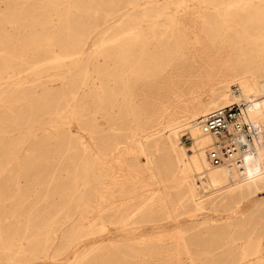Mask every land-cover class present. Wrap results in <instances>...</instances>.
Wrapping results in <instances>:
<instances>
[{"label":"bare ground","instance_id":"1","mask_svg":"<svg viewBox=\"0 0 264 264\" xmlns=\"http://www.w3.org/2000/svg\"><path fill=\"white\" fill-rule=\"evenodd\" d=\"M86 1L87 3L84 0H43L41 2L43 5V7L41 8L42 9L41 13L37 12L39 15L35 14V17L32 16V18L30 17L31 16L30 14H29L30 16L28 15L31 19L29 22H26L25 26L27 30H26V33L23 32L25 34L24 35L22 34L21 38L19 37L17 39H13L15 37L10 38L11 35L9 37H6L5 40L0 38V47H3L2 50L7 49L6 52H8V49L10 50L13 49L11 46H16L19 43L20 46L18 47L19 45L18 44L17 49L18 48L20 49L18 51V54H20L21 57L23 54H26L23 52L28 51V50L30 52L35 53L38 57L40 56V53L42 52V54L45 53V55L48 56L47 58L51 59L54 66L60 67L61 65L64 66L65 64L67 65L71 64L70 66L71 67L73 66L74 68H76V71L78 70L80 72L79 74H81V70H83L85 73V69L80 67L79 61H84V63L86 62L88 63L87 65H89L90 64L89 62L94 60L93 58L98 52L95 49L93 53H90V52L86 53V49H85L87 40L91 39L92 38L91 36L94 33L98 35L101 34L100 35L101 39L98 37L100 41L99 42H97V40L95 41V43L97 42L99 43V45L105 46L110 42H113L114 46H115V43L122 45L123 51L121 53H123L122 54L123 56L121 60L122 61L121 66L119 69L120 75L118 73L119 83H120L118 84L120 86L117 90H118V93L122 96V99L124 101L129 102L132 106L136 104V106L139 107V110L141 109V112L143 114L142 119L137 120L134 126L132 127L130 126V129H129L130 132L128 131L129 134L127 138L125 139L127 141H121V140L117 141L114 144L115 146L112 149H109L108 146L105 145V148L103 152L100 154L99 159L96 161H93L92 165H87L85 168L81 170V173L83 176L79 181L77 180V177H75L74 182L72 183H64L62 185L58 184L56 187H54L56 188V190H53V191H55L54 193L56 195H58L59 192L61 193L62 191H69L70 193L68 194L70 195V198H69V200H71L70 203H72V200H74L75 202V205L72 208V210H68V209L66 210L64 221L59 225L57 231L63 230L62 229L63 226L66 225L70 219L75 218L77 214L80 219V220L78 219L79 224L76 225V227L73 228L70 232H68V235H67L68 244H69L68 246L70 247V249L78 245L81 242L83 237L91 236L96 233L95 232L96 229L94 226L95 224L93 220L98 221L99 227L98 226L97 227L99 231L107 233L109 235V239H107L108 241L107 240L106 241L95 240L91 248L81 253L77 251L74 252L76 261L73 264H81L83 259L89 256V254H91L93 251L103 250L102 247L103 245H106V243L109 246L108 248L113 247L115 249L119 247V250H120L119 254H120L121 260L126 255L137 256V257L138 256H142V257L148 256V258H154L156 256L163 255V253L165 252L166 253H168L169 251L172 252L173 250V252L170 254L168 253L167 256L165 255L164 257L163 256L158 257L159 259L155 261V263L160 264L162 262L172 261L173 262L172 264H181L184 258H189V256L190 258H192L191 254L189 253L190 250L187 247L188 242L185 236V234H187L186 233L187 230L185 231V228H183L184 226L180 224L179 219L181 216H179L180 213L178 212L179 209L184 210L188 206H186L185 205L186 203L184 204L183 202L185 198L184 196H183V199H177V200H175L172 197L173 195L170 194L171 191L169 192V189L172 187L171 186L172 184H179L178 185L179 188L180 186L185 187L187 197L192 204L191 207L189 206L191 209L188 210L189 212L188 214L193 220L194 219L200 220L201 222L200 224L207 223V222H204L205 219L204 220L202 219L203 221H201L200 216L203 213L210 212L208 211L210 207H213L216 204H218L215 207V210H217L216 208L221 207V206L231 207L232 205H234L235 208L239 209L240 207H242L243 203H246L251 200V197L253 196V194L257 192L259 193L260 190L264 191V56L256 64L255 68L250 69V67L247 66V62L242 61L241 56H238L239 54L238 55L236 54L237 52L238 53L240 52V55H241V52L243 51L244 48L240 44L237 45V43H242L243 40L241 39L235 40V41L231 40L230 38H228L229 36L227 35L225 31L218 33L219 36L222 37V39L215 40V39H212L211 36H209L207 33L204 32L207 26L204 30L202 29V22L204 19L203 11L206 9H209L208 8L209 6L205 7L204 5L206 2H207V5H209L208 2H210L211 0L209 1L208 0H167V3L174 6L172 7L173 13L170 14L172 25L180 27V29H182L181 30L182 34L185 37H187L184 41L180 42V44H176L175 48L171 47L170 50L168 51L167 50L165 51L164 50L163 51L154 50V48H157L160 45L151 46L149 44H144L143 42L139 43L140 45L137 46L138 49H136L135 51L133 50L134 47H132V44L134 42L136 43L138 39H135L136 41H132L131 38L132 36L133 37L141 36V33L137 31L138 24H135L133 26L130 25V20H131L132 15H131V11H129L130 10L129 6L133 5V3L130 0H126L123 3L125 5L123 7H118L116 3H114L113 1H109L110 4H109L108 10L103 8L101 4L102 0H101V3L99 2V0H91L90 3H88V0ZM119 1H116V2H119ZM69 3L72 4L73 6H71ZM99 3H100V6H99ZM105 3L107 4V2ZM216 3L218 4V2ZM221 3L226 6V7L224 6V8L222 7L223 10H227L228 13L230 11L229 13L230 15L228 17H222L223 20L220 25H222L223 27L227 25H231V23L233 24V26H236V27L240 26V22L243 17L242 14L246 10L248 11V22L252 24V26H255L254 27L255 29L251 31L248 30L247 36H249L248 38H250V36L251 38H253V36L257 38L261 37L260 45L256 49H259L261 53H264V0H221ZM12 4H15V3H12ZM92 4H96L97 5L96 8ZM160 4H161V0H146L145 8H152L153 6H157L158 10L160 11L159 7L163 6L164 3H162L163 5H160ZM27 6L29 9V5ZM166 8L168 9V7H165V9ZM22 9H24V7ZM14 12L16 13V9ZM90 12H93L94 16L97 14L92 20H103V22L101 23L91 22V24L85 23L84 20L86 18H84V16L87 15L89 17V15L92 14ZM99 12H101L100 14H102V16H100ZM168 13L169 12L165 13L163 11L158 12L156 19L161 18ZM28 16H27V20H28ZM54 17H57L59 19L58 26H56L55 29L49 28V24H50L49 20H51ZM23 18L24 17H22V19ZM0 21H2V19ZM7 21L8 20H6V22ZM163 23H166V22H163ZM11 27L12 26H10L9 30L11 29ZM111 31H113L112 32L113 34L110 36L109 33ZM1 33L4 35L5 32L4 33L1 32ZM241 34H242L241 31H235L233 33V36L242 37ZM15 35H17V33ZM145 42L148 43L147 40ZM257 42L255 41L254 44H256ZM64 43L67 44L64 47L66 49L65 50L63 49V52H65V54L55 55V53L57 52L55 50V47L59 45H63ZM254 44L251 46L255 47ZM97 48L99 49V46H97ZM160 48L162 49L164 47L161 45ZM150 49H151V52L149 51ZM249 49H251V47ZM14 51H16V49ZM259 51H256V52H259ZM104 53L105 52L103 50V54ZM52 54L53 56H50ZM20 55L18 57H20ZM105 56H106V53H105ZM6 57L8 58V56ZM11 58L13 59L14 57H10V59ZM68 58H72L71 62H69L70 59L67 60ZM104 59H107V58L105 57ZM30 61L32 62V60ZM51 61L49 63H51ZM15 64L17 65V63ZM23 64H22V67H24ZM93 65H95V63ZM12 66L13 68L15 67L14 65ZM19 66L21 65L19 64ZM112 67L114 66L112 65ZM39 68H41V66ZM3 69H6V68H3V63L0 62V82L5 81L8 78V77L7 78L4 77L5 80H3V76L6 73L2 71ZM19 70H21V68ZM108 70H109V67H108ZM89 72H86L84 74L85 78H87L86 76H87V73ZM150 74L153 76L152 79L148 78ZM118 75L116 77H118ZM97 76L99 77V74ZM82 80L80 78V81ZM108 81L109 80H107L106 82ZM30 82L32 83V81ZM92 82L94 83L93 80ZM1 83H0V86L3 85V84L1 85ZM42 83L44 84V82ZM108 83H110V81ZM7 84L5 83V86ZM78 85L80 86V84ZM234 85L237 87V89L235 90L232 89V86ZM8 86L10 85L8 84ZM38 86L39 85L36 84V87ZM5 89L7 90V88ZM47 92L49 91H46V93ZM104 92H106V90ZM71 93L69 94L70 96H71ZM45 97L44 99L47 98ZM84 97H86V95ZM65 98L67 99L68 97L65 96ZM97 100L98 99H96L95 101ZM76 102H78V100H76ZM242 102L248 105L247 106L248 107V112H247L248 119L254 125L257 131L261 132L259 135H257L255 139V155L251 156V158L247 160V165H246L247 169L244 174H240L237 171V169H235L233 166L227 163H223L219 166H215L213 164V161L210 157V150L214 147L216 140L212 135L204 133L198 125V119L207 115L208 113L218 108L231 105L233 103H242ZM14 103L16 102L14 101ZM81 103L83 102L81 101ZM89 103L90 102L86 103V106L87 105L91 106L92 103L90 105ZM9 105H6L5 107L9 108ZM122 105L124 106V104ZM47 110H50V109H47ZM125 111L126 110H124V112ZM20 112L21 111H19V113ZM10 113H11V110H10ZM38 116L40 117V114ZM88 117L89 116H87V118ZM52 119H53V116H52ZM57 119H55V121ZM66 119L68 120V118ZM43 121H45V119ZM86 121L87 120H85V124H86ZM64 122L66 121L64 120ZM55 123L56 122H54V124ZM129 123L131 124L132 122H129ZM117 131L119 133L120 129ZM183 132L188 133V140L182 143L181 136ZM25 139H28V138H25ZM13 153L15 152L13 151ZM162 153L164 155H163L162 160L161 159L160 160L161 162L164 161V167L160 166L159 162L157 161L158 160L157 155L162 154ZM127 155H130V157L132 158L131 159L132 162H130L131 161L130 160L129 161L130 163H128V159L126 158ZM143 159L146 160V162L144 161L145 163L142 162ZM202 179L203 180L205 179V181H203ZM198 180H201L200 181L202 183L201 186H199L200 184L198 185ZM90 185H93V186H91V188L88 189V192H84L83 189H81V187L90 186ZM127 187L129 188L127 189ZM201 189L202 190L205 189V192L208 196L215 197V198L221 197L220 200L222 199V201L220 202L219 200H215L214 198H208L205 194H202ZM44 199L46 200V198ZM217 201H219V203H217ZM61 202L62 204L60 206L61 207L60 210L67 208L68 197L65 196L64 198H62ZM260 203H261V199H260ZM262 203H264V200L262 201ZM258 204L259 203H257L256 205ZM259 206L258 208H260ZM255 208H257V206ZM214 212L215 211H213V213ZM262 212H264V210ZM23 213H26V210H23ZM157 214H159L158 217H157ZM255 217H257V215ZM260 217H262V215ZM231 218L229 217L228 219L231 220ZM157 220L159 221L166 220L171 223H174L175 224L174 229L171 231H166V230L159 231L155 234L148 235V236H144V235L142 236L141 233L136 235L133 232V231H136L137 228L142 225V223H145V222L154 223V222H157ZM261 220H264V218L263 219L261 218ZM208 221L209 222L213 221V219L208 220ZM252 222L253 221L251 218L250 219L247 218V219L241 220L239 223H228V229L226 231L225 230L219 231L213 234V237L215 235V237H218L220 240L221 239L225 240L224 244L228 246V247L227 246L225 247L227 248V252L229 251L228 258L226 260L224 259L225 261L218 260V262L215 261L216 262L215 264H264V241H263L264 237L263 235L256 233V230H255L256 228L252 227L253 226ZM257 225L259 226V223ZM262 226H264V224ZM37 229L39 228L32 229L31 231L32 235L29 238V240L27 239L29 243L28 247L30 251L32 252L31 254L33 255L32 257L35 259H37V257H39L40 255L49 257L51 255L50 248L52 247L53 243L50 242V240L48 239V236L45 239L41 237L42 235L38 236L39 234L36 232ZM20 232L21 231L19 229H16L14 231H9L10 238L16 235H19ZM117 235H120L119 239ZM42 240H44L43 244H41ZM126 241H129L131 245H136L135 247L131 246L130 252H128L124 248V244ZM149 241H156L160 243L161 246L162 244H166V246L165 248L164 246L159 247V248H152V247L148 248L147 247L145 251L143 248H140L141 245L146 244V243L148 244ZM170 245H172L171 248L169 247ZM221 246H222L221 244H218L217 248H220ZM153 251H155V253H153ZM101 255H102V252H101ZM120 259L118 258V260ZM204 259L206 260V258ZM95 260L96 261L94 263L97 262L96 264H99L100 259L97 260L95 258ZM146 261L147 260H145V262ZM191 264L193 263L191 262Z\"/></svg>","mask_w":264,"mask_h":264},{"label":"rangeland","instance_id":"2","mask_svg":"<svg viewBox=\"0 0 264 264\" xmlns=\"http://www.w3.org/2000/svg\"><path fill=\"white\" fill-rule=\"evenodd\" d=\"M24 1L25 0H10V1L9 0H1L0 1V4H1L0 5V7H1L0 8V16H1L0 20L2 19V21H0V38L1 39L5 40L6 37H9L10 35H11L10 38L15 37L13 39H17L19 37L21 38L22 34L24 35L26 33V30H27L26 26H25L26 22H29L30 19L32 18V16L35 17V14L39 15L38 13H41V10H42L41 8L43 7L41 2L43 0H26L25 2ZM84 1L87 3L86 0H84ZM109 1H113L114 3H116V5H118V7H123V6H125L123 3L126 0H120V1L119 0H102V3H101V0H99V2L102 4L103 8L107 9V10L109 9V4H110ZM116 1H119V2H116ZM130 1L133 3V5L129 6V8H130L129 11H131V15H132L131 20H130V25L133 26L135 24H138L137 31H139L141 33V36H138V37L134 36L135 38L132 36L133 39L131 38L132 41H136L135 39L139 40V41L137 40L136 43L134 42L132 44V47H134L133 48L134 51L136 49H138L137 46L140 45L139 44L140 42H143L144 44H149L151 46L152 45H155V46H157V45L161 46L162 45L164 48L161 49L160 46H158L157 48H154V50H160V51L167 50L168 51V50H170L171 47L175 48L176 44H180V42L184 41L187 38L182 34V31H181L182 29H180V27L172 25L171 19H170L171 18L170 14L173 13L172 7H174V6L167 3V0H161L160 5H163L162 3H164V5L159 7L160 11L158 10L157 6H153L152 8H145L146 0H134V1L130 0ZM11 2L15 3L16 5L12 4ZM19 2H20V4H19ZM21 2H22V4H21ZM90 2H91V0L90 1L88 0V3H90ZM105 2H107V4ZM210 2H208L209 5H207V2L204 5L205 7L209 6L208 8L210 9V10L206 9L203 11L204 19L202 22V29L204 30L207 26V28L204 30V32L207 33L209 36L212 37V39H215V40L222 39V37H220L218 33L224 32V31L227 33V35L229 36L228 38H230L231 40H234V41L240 40V39L243 40L242 43H237V45L238 44L242 45L244 49L241 52V55H240V52L239 53L237 52L236 54L237 55L239 54L238 56H241L242 61L247 62V66L250 67V69L255 68L256 64L263 58L264 53H261L259 51V49H256L260 45L261 37L257 38L255 36H253V38H251V36H250V38H248L249 36H247L248 30L251 31V30L255 29L254 28L255 26H252V24H250L248 22V11L246 10L242 14L243 17L241 19L240 26L236 27V26H233V24L231 23V25H227V26L223 27L222 25H220L222 23V20H223L222 17H228L230 15L229 14L230 11L228 13L227 10H223L225 5L221 3V0H211ZM214 2L215 3L218 2V4L217 3L215 4ZM100 3H99V6H100ZM27 5H29V9H28ZM70 5L73 6L72 4H70ZM92 5L95 8L97 6L96 4H92ZM23 7H24V9H22ZM165 7H168V9L166 8L167 9L166 10ZM15 9H16V13L14 12ZM148 9H149V11H148ZM150 9L153 11H151ZM162 11L165 13L166 12H169V13L164 15L161 18L156 19L157 13L162 12ZM224 11H226V12H224ZM23 12H24V14H23ZM215 12L218 14H216ZM90 13H92V14L89 15V17L87 15L84 16V18H86L84 20L85 23L91 24V22L92 23L103 22V20H92L97 14L94 16L93 12H90ZM100 13L101 12H99V14ZM25 15H26V17H25ZM221 15H223V16H221ZM6 16H8V17H6ZM27 16H28V20H27ZM100 16H102V14H100ZM22 17H24V18L22 19ZM6 20H8V21L6 22ZM49 21H50L49 28L55 29L56 26H58L59 19L57 17H54ZM162 21L166 22V23H163ZM21 22H23V23H21ZM2 24H3V26H2ZM161 24H162V26H161ZM4 25H6V26H4ZM10 26H12V27L9 30ZM1 28L3 31L1 30ZM3 28L5 29V31ZM24 29H25V31H24ZM243 30H245V31H243ZM229 31L232 33H230ZM235 31H241L242 37L233 36V33ZM1 32H3V33L5 32L4 35ZM23 32H25V33H23ZM112 32L113 31H111L109 33L110 36L113 34ZM16 33H17V35H15ZM100 35L94 33L91 36L92 38L88 39L87 43L85 45L86 53H89V52L93 53L95 51V49H96V51L99 52V53L97 52V54L94 56V58H93L94 60L90 61L89 65H87L88 63H86V62L84 63V61H79L80 67L85 69V73L90 71L89 73H87V76H86L87 78H85V75H84L85 73L83 70H81V74H79L80 72L78 70H77L78 71L77 72L76 68H74L73 66L71 67L70 66L71 64H68V65L65 64L64 66L61 65L60 67L54 66L51 59L47 58L48 56L45 55V53L42 54V52L40 53V56L38 57L35 53L30 52L28 50V51H24L23 53H26V54H23L21 57V55L18 54V51L20 50L19 48L17 49V45L19 44L18 42H17L18 44L16 46H11L14 50L16 49V51H14L13 49H11V50L8 49V52H6L7 49L2 50L3 47H0V53H1L0 54V62L3 63V68H6V69L2 70V71H4V73L6 72L5 74L3 73L4 74L3 80H5V78L8 77L5 81H1L2 83L0 82L1 85L3 84L2 86H0L1 87V89H0V92H1L0 93L1 94L0 95V108H1L0 109V126H2V127H0V174H1L0 175V264H73L76 261L74 252L77 251V252L81 253V252L91 248V246H93L95 240L106 241L107 239H109V235L107 233H104V232H101L98 230V227H99L98 221L93 220V222L95 224L94 226L96 229L95 230L96 233L91 235V236L83 237L81 242L78 245H76L75 247L70 249V247L68 246L69 244H68V236L67 235H68V232H70L73 228L76 227V225L79 224L78 222L80 219H79V216L76 214L75 218L70 219L68 221V223L63 226V228H62L63 230L57 231L59 225L64 221V216H65L66 210L67 209L72 210V208L75 205V202H74V200H72V203H70L71 200H69V198H70V195L68 194V193H70L69 191H62L61 193L59 192L58 195H56L54 193L55 191H53V190H56V188H54V187H56L58 184L62 185L64 183L74 182L75 177H77V180L79 181L83 176L81 173V170L83 168H85L87 165H92L93 161H96L99 159L100 154L103 152V150L105 148V145H107L109 149H112L115 146L114 144L117 141H120V140L121 141H127L125 139L127 138L128 134L130 132L129 131L130 126L131 127L134 126L136 124L137 120H140L143 118V114L141 112V109L139 110V107L136 106V104H134L132 106L129 102L124 101L122 99V96L118 93V90H117L120 86L119 85L120 84L119 83V75H120L119 69L121 66V62H122L121 60H122V56H123L122 55L123 53H121L123 51L122 45L115 43V46H114L113 42H110L105 46L99 45V43H97V42H99L101 39ZM95 37H96V39H95ZM181 39H183V40H181ZM96 40H97V42L95 43ZM146 40L148 43L145 42ZM149 40H151L153 42V44ZM255 41L256 42L258 41V42L256 44H254ZM93 44H95V45H93ZM164 44H166V45H164ZM253 44L255 45V47L251 46ZM63 45H59V46L55 47V50L57 51L55 53V55H62V54L64 55L65 54V52H63V49L64 50L66 49L64 47L67 44L64 43ZM19 46H20V44L18 45V47ZM97 46H99V49L97 48ZM107 47H109V48H107ZM111 47H113V48H111ZM116 47H117V49H116ZM250 47H251V49H249ZM103 50L106 53V56H105V53L103 54ZM114 50H116V51H114ZM255 50L259 51V52H256ZM149 51L151 52V49ZM15 54H16V56H15ZM162 54H164V53H162ZM19 55H20V57H18ZM103 55L107 59H104L105 57ZM6 56H8V58ZM50 56H53V54ZM10 57H14V58L10 59ZM76 58H78V57H76ZM69 59H70L69 62H71L72 58H68L67 60H69ZM30 60H32V62ZM25 61L29 64H27ZM50 61H51V63H49ZM42 62H44V63H42ZM15 63H17V65ZM91 63H93V64L95 63V65H93ZM19 64L21 66H19ZM22 64L24 67H22ZM103 64H104V66H103ZM12 65H14L15 67L13 68ZM112 65L114 67H112ZM40 66H41V68H39ZM83 66H85V67H83ZM66 67H68V68H66ZM108 67H109V70H108ZM16 68H17V70H16ZM20 68L22 71L19 70ZM23 68H25V69H23ZM29 69H30V71H29ZM47 69H49V70H47ZM87 69H89V70H87ZM113 69L114 70L116 69L115 72ZM44 71H46V72H44ZM97 73L99 74V77L97 76L98 75ZM118 73H119V75H118ZM35 74H36V76H35ZM37 74H39V75H37ZM110 75H112L113 77ZM117 75H118V77H116ZM13 77H14V79H13ZM80 78H81V80L82 79L83 80L80 81ZM148 78L152 79L153 76L150 74V76H148ZM92 80L94 81V83L92 82ZM107 80H109L110 83H108L109 81L106 82ZM30 81H32V83ZM33 81H34V83H33ZM42 82H44V84ZM114 82H115V84H114ZM5 83L6 84L8 83L10 86H8V84L5 86ZM36 84H38L39 86L36 87ZM78 84H80V86ZM100 84H102L103 86ZM20 87H21V89H20ZM24 87L25 88L27 87V88L25 89ZM70 87H71V89H70ZM5 88H7V90ZM29 88H31V89H29ZM113 89H114V91H113ZM232 89L235 90V89H237V87L234 85V86H232ZM89 90L90 91L93 90V91L90 92ZM105 90H106V92H104ZM46 91H49V92L46 93ZM62 92H63V94H62ZM85 92H86V94H85ZM70 93H71V96L69 95ZM87 93H89V94H87ZM99 93H101V94H99ZM9 95H11V96H9ZM85 95H86V97H84ZM65 96L68 98L66 99ZM88 96H90V97H88ZM36 97H38V98H36ZM44 97L46 99H44ZM92 97L95 100L96 99H98V100L95 101ZM110 97H111V99H110ZM84 98H85V100H84ZM75 99L78 100V102L79 101L80 102L79 103L76 102ZM73 100H74V102H73ZM14 101L16 103H14ZM19 101H21L22 103ZM37 101H39V102H37ZM81 101L83 103H81ZM55 102H56V104H55ZM85 102L86 103L90 102L89 105L91 103L93 105L92 104H91V106L87 105L88 106L87 107ZM5 104L6 105L10 104L11 106L9 105V108L8 107L6 108ZM19 104H20V106H19ZM59 104H60V106H59ZM84 104H85V106H84ZM111 104H113V105H111ZM122 104H124V106ZM109 105H110V107H109ZM128 106H129V108H128ZM10 107H12V108H10ZM78 107H79V109H78ZM120 107H122V108H120ZM2 109L5 111H3ZM44 109H46V110H44ZM47 109H50V110H47ZM65 109L66 110L68 109V110L66 111ZM10 110H11V113L13 115L10 113ZM13 110H15V111H13ZM18 110L21 112L19 113ZM70 110H71V112H70ZM90 110L93 114L90 112ZM124 110H126L127 112L126 111L124 112ZM58 113H60V114H58ZM39 114H40V117L38 116ZM137 114L138 115L140 114V115L138 116ZM118 115H119V117H118ZM43 116H45V117H43ZM52 116H53V119H52ZM73 116H74V118H73ZM75 116H76V118H75ZM87 116H89V117L87 118ZM128 116H129V118H128ZM57 117H58V119H57ZM4 118H6V119H4ZM66 118H68V120ZM92 118H93V120H92ZM44 119H45V121H43ZM55 119H57V120L55 121ZM61 119H63V120H61ZM88 119L91 122L93 121L99 127L96 126L93 122L91 123ZM64 120L66 122H64ZM85 120H87L89 123L86 121V124H85ZM54 122H56V123L54 124ZM125 122H127V123H125ZM129 122H132L131 123L132 125ZM38 124H40V125H38ZM33 127H34V129H33ZM29 128H31V129H29ZM85 129H87V130H85ZM119 129H120V132L118 133L117 130H119ZM29 131H30V133H29ZM35 132H36V134H35ZM28 133L30 136L28 135ZM33 134H35V135H33ZM111 135H113V136H111ZM121 136H122V138H121ZM25 138H28V139H25ZM181 139H182V141H181L182 143L187 141L188 140V133L183 132ZM25 140H26V142H25ZM20 141L23 143H21ZM94 147H96V148H94ZM13 151L15 153H13ZM163 155H164L163 153L157 155V159H158L157 161L159 162L160 166H162V167H164V161L161 162ZM126 158L128 159V163L132 162V160H131L132 158L130 157V155H127ZM144 161L146 162L145 159H143L142 162L145 163ZM7 163H8V165H7ZM18 177H19V179H18ZM200 181L201 180H198V185L200 184L199 186L202 185V183ZM203 181H205V179ZM178 185L179 184H172L171 185L172 187L169 189V192L171 191L170 194L173 195L172 197L175 200L183 199V196L185 197L183 202H184V204L186 203L185 205L188 207H186V209H184V210L183 209L178 210V212L180 213L179 216H181L179 219V222H180V224H182L184 226L183 228H185V231L186 230L188 232L190 231L189 233L186 231L187 234H185V236H186V239L188 242L187 247L190 250L189 253L191 254V257H192V258H190V256H189L190 259L184 258L181 264H186V263L191 264V262L193 264H197V262H198V264H203V263L204 264H215L216 262H218V260L219 261H225L228 258V254H229V251L227 252V248L225 247L227 245L224 244L225 240H222V239L220 240L218 237H215V235L213 237V234L215 232H219V231H224V230L226 231L228 229V223H239L241 220L251 218L253 221L252 227L256 228L255 229L256 233L261 234L264 237V233H263L264 232V226H262L264 224V220H261V218L262 219L264 218L263 217L264 212H262L264 210V203H262V201L264 200V191L263 190H260L259 193L257 192L255 194H253V196L251 197V200L246 202V203H243L242 207H240L239 209L235 208L234 205H232L231 207H225V206L218 207V208H216L218 211L215 210V207L218 204L213 206L214 208L210 207L208 209V211H210V212L203 213L200 216L201 221H203L205 219L204 222H207V223L200 224L201 223L200 220H195V219L193 220L189 216L188 210L191 209L190 207L192 204L187 197L185 187L180 186V188H179ZM91 186H93V185L84 186V187H81V189H83L84 192H88V189L91 188ZM128 188L129 187H127V189ZM171 189H173V190H171ZM202 194H205L208 198H214L215 200H219L220 202L222 201V199L220 200L221 197L215 198V197L208 196L205 192V189L202 190ZM65 196L68 197L67 208L60 210V208H61L60 206L62 204L61 199L64 198ZM44 198H46V200ZM260 199H261V203H260ZM7 201H8V203H7ZM219 201H217V203H219ZM257 203H259L260 206H259V204L256 205ZM256 206H257V208H255ZM258 206L260 208H258ZM223 207L226 210H224ZM23 210H26L27 214L23 213ZM184 211H186V212H184ZM213 211H215V212L213 213ZM219 211H221V212H219ZM216 212H218V213H216ZM185 215H187V216H185ZM256 215H257V217H255ZM261 215H262V217H260ZM158 216H159V214H157V217ZM229 217L230 218L232 217L231 220L228 219ZM206 219H207V221H206ZM211 219H213V221L215 223L213 221H210V222L208 221ZM255 219H257V220H255ZM258 223H259V226L257 225ZM193 224H194V226H193ZM138 225H140V224H138ZM174 225H175L174 223H171V222L166 221V220H163V221L157 220V222H154V223L145 222V223H142V225L140 227H138L136 231H133V232L136 235L141 233L142 236L143 235L148 236V235H152V234H155V233H157L159 231H163V230L171 231L174 229ZM196 227H198V228H196ZM259 227L262 228L263 230L260 229ZM34 228H39L36 231L39 234L38 236L42 235L41 237H43L44 239L47 238V236H48V239L50 240V242L53 243L52 247L50 248V254L51 255L49 257H45V256H41V255L39 257H37V259L32 257L33 256L31 254L32 252L30 251V249L28 247L29 246L28 240L32 235L31 231ZM16 229H19L21 231L20 234L10 238L9 231H14ZM117 236L119 239L120 235H117ZM43 243H44V240L41 241V244H43ZM202 243H204V244H202ZM218 244H221L222 246L220 248H217ZM19 245L22 247H20ZM197 245H199L200 247ZM131 246L135 247L136 245H131L129 241H126L124 244V248L128 252H130ZM163 246L165 248L166 244H162V246H161L160 243H158L156 241H149L148 244L147 243L143 244L140 246V248H143L145 251V249L147 247L148 248H151V247L152 248H159V247H163ZM108 247L109 246L106 243V245H103V247H102L103 250L93 251L91 254H89V256H87L83 259L81 264H93L96 261L95 258L97 260L100 259L99 264H136V263L137 264L138 263L139 264H147V263L148 264H156L155 261H157L159 259L158 257H162V256L164 257L165 255L167 256L168 253L170 254L173 252V250H172V252L171 251H169L168 253L165 252V253H163V255L160 254L161 256H156L154 258H148V256H145V257L138 256L137 257V256L126 255L121 260L120 254H119V252H120L119 247H117L118 249L117 248L114 249L112 246H111L112 248H108ZM169 247L171 248L172 245H170ZM224 247H225V249H224ZM223 250L224 251L226 250V251L224 252ZM205 251H207V252H205ZM213 251L215 252L216 255L214 254ZM101 252H102V255H101ZM209 252H211V253H209ZM153 253H155V251H153ZM218 253H219V255H218ZM99 255H100V257H99ZM225 255H226V257H225ZM91 256H92V258H91ZM118 258L120 260H118ZM204 258H206V260ZM114 259H116V260H114ZM202 259H204V260H202ZM7 260H8V262H7ZM145 260H147V261L145 262ZM121 261H123V262H121ZM140 262H142V263H140ZM96 263H94V264H96ZM167 263L172 264L173 262L172 261L162 262L160 264H167Z\"/></svg>","mask_w":264,"mask_h":264},{"label":"built area","instance_id":"3","mask_svg":"<svg viewBox=\"0 0 264 264\" xmlns=\"http://www.w3.org/2000/svg\"><path fill=\"white\" fill-rule=\"evenodd\" d=\"M247 106L233 103L198 119L201 130L216 140L210 150L213 164H230L240 174L246 172L247 160L255 155V139L261 133L248 119Z\"/></svg>","mask_w":264,"mask_h":264}]
</instances>
